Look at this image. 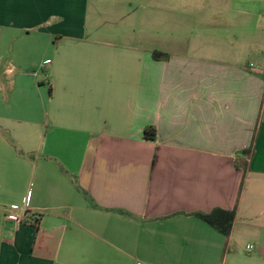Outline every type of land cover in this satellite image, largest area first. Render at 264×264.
Listing matches in <instances>:
<instances>
[{
    "label": "crops",
    "instance_id": "crops-1",
    "mask_svg": "<svg viewBox=\"0 0 264 264\" xmlns=\"http://www.w3.org/2000/svg\"><path fill=\"white\" fill-rule=\"evenodd\" d=\"M263 16L0 0V264H264Z\"/></svg>",
    "mask_w": 264,
    "mask_h": 264
},
{
    "label": "trees",
    "instance_id": "trees-1",
    "mask_svg": "<svg viewBox=\"0 0 264 264\" xmlns=\"http://www.w3.org/2000/svg\"><path fill=\"white\" fill-rule=\"evenodd\" d=\"M153 56L154 58L168 57L167 54L157 50L153 52ZM144 136L147 140L154 141L157 138L156 127L153 125L147 126L144 131ZM195 214L225 235H229L231 233L233 221L235 218V211L217 208L209 213L200 212Z\"/></svg>",
    "mask_w": 264,
    "mask_h": 264
},
{
    "label": "rangeland",
    "instance_id": "rangeland-1",
    "mask_svg": "<svg viewBox=\"0 0 264 264\" xmlns=\"http://www.w3.org/2000/svg\"><path fill=\"white\" fill-rule=\"evenodd\" d=\"M261 23L263 24V26H264V16L262 17V19H261ZM1 54V53H0ZM248 239H239V241L238 242H236V243H234L233 245H235V247H236V249L242 254V255H244L245 257L246 256H248V255H250V254H253L254 252H255V249L253 250V251H250L249 253H248V251H247V248H246V245H247V243H248ZM251 245H253L252 243H250ZM232 250H233V247L231 248Z\"/></svg>",
    "mask_w": 264,
    "mask_h": 264
},
{
    "label": "built area",
    "instance_id": "built-area-1",
    "mask_svg": "<svg viewBox=\"0 0 264 264\" xmlns=\"http://www.w3.org/2000/svg\"><path fill=\"white\" fill-rule=\"evenodd\" d=\"M251 66H254V64L251 63ZM8 217H9V219H11V220H15V221H17V223H20V224H21L22 222H24L22 218H20L19 216L15 215V214H9ZM247 249H248V251H253V250H254V246L251 245V244H248V245H247Z\"/></svg>",
    "mask_w": 264,
    "mask_h": 264
}]
</instances>
